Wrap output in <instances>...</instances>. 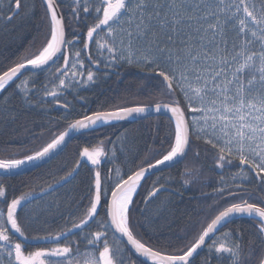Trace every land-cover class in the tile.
<instances>
[{"label":"snow or ice","instance_id":"6c2138e0","mask_svg":"<svg viewBox=\"0 0 264 264\" xmlns=\"http://www.w3.org/2000/svg\"><path fill=\"white\" fill-rule=\"evenodd\" d=\"M41 3L47 21L43 41L35 51L30 45L11 66L0 70V92L28 73L16 90L25 103H31L37 91L31 78L44 73L39 102L64 109L61 119L67 126L37 148L0 157V172L19 174L26 167H36L62 151L74 133H89L113 122L163 111L170 113L168 129L159 147L149 148L135 170L129 167L127 173L120 167L107 173L102 169L105 161L116 159L115 151L110 156L106 147L113 143L111 139L100 137L91 147L80 149L75 165L41 189L44 194L54 192L76 178L82 163L90 165L86 192L76 204L78 215L70 213L59 231L34 227L45 216L44 210L25 211L37 198L34 192L15 195L13 189L9 198L7 185L0 182V264H193L194 254L205 247L201 264L213 260L216 264H264V0H72L67 5L71 22L87 29L76 31L72 39L61 11L63 0ZM34 7V0L31 4L0 0V21L24 19ZM89 18L92 22L85 23ZM86 60L91 66H86ZM124 65L145 73L143 79L159 99L134 106L105 108L102 104L104 110L85 112L69 121L73 103L61 98L73 95L86 101L79 97V90L95 86L110 75L108 70ZM0 117L5 124L16 119L8 98L0 105ZM122 135V144L127 143V133ZM201 144L205 155L213 153L216 168L236 171L230 181L222 178L214 190L219 199L208 205L198 229L175 236L183 242L181 247H175L171 237L162 247H153L137 231L142 226L137 216L154 210L149 223L164 221L171 228V197L182 193L158 177L143 197L144 208H138L136 196L156 170L174 166L194 148L193 159H198ZM181 175L189 177L183 180L185 186L195 178L190 168ZM253 183L259 203L252 202L253 194L245 191V185ZM161 192H167L168 198L155 204ZM56 207L59 210L60 204ZM237 217L256 221L247 248L242 230L220 231ZM92 224L96 230L86 231ZM72 236L77 239H69ZM81 243H85L84 251ZM32 244L42 246L28 251Z\"/></svg>","mask_w":264,"mask_h":264},{"label":"trees","instance_id":"16d2710c","mask_svg":"<svg viewBox=\"0 0 264 264\" xmlns=\"http://www.w3.org/2000/svg\"><path fill=\"white\" fill-rule=\"evenodd\" d=\"M26 2L31 4L33 0H26ZM71 2L72 0H63L65 7L61 9L65 16L68 39H72L76 31L86 32L87 30L83 25L71 22V8L67 6ZM34 4L35 7L31 14L24 19L17 16L7 24L0 21V70H6L8 66H11L19 56L25 54V50L29 49L30 45L31 50L35 51L43 41L47 30V21L43 19L44 6L41 0H34ZM21 16H23V10L21 11ZM91 22V18H89L85 23ZM34 39L35 43L33 44ZM78 46L82 47V43ZM92 54L96 55L95 50H93ZM5 58H7V62L3 63ZM85 63L86 66H91L87 60ZM59 64H63L62 58ZM27 76L28 73H25L24 77L11 83L6 90L0 93V105H2L5 98H8L9 106L13 109L16 116L15 121L8 124L3 123V117H0V157H5L12 153H17L19 156L22 151L37 148L48 141L52 133L58 134L67 126V121L61 119L66 114L64 109L59 108L54 103L45 102L41 104L39 102L43 98L44 73H39L31 78L35 80L37 91L31 96V103H25L23 97L16 90V84ZM144 76L145 73H142L136 67L124 65L117 68L115 73L110 72L106 79L98 82L95 86L79 90V97L87 98L86 101L73 99V95L62 97V100L66 98L72 101L74 106V110L67 113L68 120L80 118L85 112L91 114V112L96 110H104L101 108L102 104L107 108L113 104L134 106L154 103L159 97L154 95L155 90L152 89L147 80L143 79ZM56 82L58 83V80ZM29 87H32L31 83ZM48 99L50 100L51 98ZM157 128L159 133L156 131ZM167 129L168 117L156 116L132 123L117 122L104 126L99 130L81 133L72 139L67 147L46 165L23 175L0 177V182L7 185L9 198L13 195V189H15V195L28 191L37 194L41 192L42 188H46L47 184L52 183L54 179H59L60 176L64 175L65 172L75 165L80 149L86 146L91 147L100 137L109 138L113 141V143L107 144L106 147L110 156L113 151L116 154L115 160H107L103 163V171L107 173L109 168L120 167L123 172L127 173L129 167L135 170V165L143 159L149 148L159 147L161 140L167 134ZM125 132L127 133L128 142L122 144V134ZM33 136L38 137V139L33 140ZM203 147L201 144L198 159H193V153L196 151L194 148L181 162L151 176L144 182L143 188L140 189L139 194L136 196L138 208H144L143 197L146 196L152 182L158 177L161 178L162 183L168 181L167 186L171 190L182 193V195L171 197L173 205L170 211L174 213V215L169 216V221H174L171 228H168L164 221H158L155 225L149 223V219L154 218V210L145 213L144 216H137V219L142 222V226L137 231L153 247H162L170 237L175 247H181L183 242L175 240V236H184L185 230L189 233L197 230L199 221L203 220L207 213L208 205L219 199L214 196V190L221 186L222 178L224 181L232 179L236 169L216 168L213 153L209 152L205 155ZM127 149H131V152H128ZM89 168V164L82 163L78 175L71 183L35 201L29 208H25V211L33 208L37 212L45 211V216L41 218L40 222L34 224V227L52 232L59 231L65 226L70 213L78 215L76 204L86 192ZM186 168L193 169L195 178L185 186L183 185V180L189 179V177L181 174L185 172ZM196 169H199L198 174L195 172ZM49 173H55V175H49ZM256 189L255 183L245 185V191L253 194L254 200L252 202L259 203V200L256 199L258 190L254 191ZM166 198H168V193L161 192L155 204H159L161 200ZM57 203L60 204L59 210L56 207ZM49 204H52L50 210L47 208ZM148 207L149 209H154V205H149ZM45 218L48 221L47 224L42 223ZM255 225L256 221L247 217H240L234 219L220 231L231 230L235 233L237 230H242L243 243L245 248H247L248 241L253 238V234L256 231ZM95 229V224H92L90 229H86V231H95ZM69 239L75 240L77 237L72 236ZM36 247L39 246H29L27 250H34ZM80 248L81 251H84L85 243H81ZM167 250L172 251L173 249L169 248ZM205 254L206 247L193 260V264H201ZM212 264H216V261L213 260Z\"/></svg>","mask_w":264,"mask_h":264},{"label":"water","instance_id":"95a60500","mask_svg":"<svg viewBox=\"0 0 264 264\" xmlns=\"http://www.w3.org/2000/svg\"><path fill=\"white\" fill-rule=\"evenodd\" d=\"M111 73H115V71H110ZM156 116H164V117H168L169 118V116H170V113H165V112H163V111H161L160 113H155V112H153V113H150L149 115H147L146 117H144V118H139V119H135V120H125V121H119V122H124V123H132V122H136V121H139V120H143V119H147V118H153V117H156ZM113 123H117V122H113ZM81 133H74L72 136H71V138H69L68 140H67V144H66V146H64L63 147V149H62V151L67 147V145L71 142V140L72 139H74V138H76L77 136H79ZM62 151H59L51 160H48V161H46V162H43V163H41V164H39L38 166H36V167H26L23 171H21L19 174H6V173H3V172H0V177H10V176H16V175H23V174H26V173H29V172H32V171H34V170H36V169H38V168H40V167H42V166H44V165H46L47 163H49L50 161H52L55 157H57ZM182 160H184V159H182ZM181 160V161H182ZM181 161H179V162H181ZM178 162V163H179ZM81 167V166H80ZM169 167H164V168H162V169H158V170H156L152 175H154V174H156L157 172H159V171H163V170H166V169H168ZM80 169V168H79ZM151 175V176H152ZM66 185V184H65ZM59 188H61V187H59ZM59 188H57V189H59ZM48 194H50V193H48ZM48 194H44V193H42V192H40V193H37V194H35V196L37 197L36 199H34L32 202H34V201H36V200H38V199H40V198H42V197H44V196H46V195H48ZM31 202V203H32ZM30 204V203H29ZM28 204V205H29ZM237 218H240V217H237ZM237 218H235V219H237ZM30 246H40V245H37V244H32V245H30ZM204 249V248H203ZM203 249H201V250H198V253L197 254H194V258H193V260L201 253V251L203 250ZM148 264H150V262H148Z\"/></svg>","mask_w":264,"mask_h":264},{"label":"flooded vegetation","instance_id":"af4514ba","mask_svg":"<svg viewBox=\"0 0 264 264\" xmlns=\"http://www.w3.org/2000/svg\"><path fill=\"white\" fill-rule=\"evenodd\" d=\"M104 215V211L103 210H101V212H100V216H103ZM99 218V217H98ZM96 230V229H95Z\"/></svg>","mask_w":264,"mask_h":264},{"label":"rangeland","instance_id":"374dc122","mask_svg":"<svg viewBox=\"0 0 264 264\" xmlns=\"http://www.w3.org/2000/svg\"><path fill=\"white\" fill-rule=\"evenodd\" d=\"M33 208V207H32ZM33 209H35V208H33ZM31 209H29L28 211H30Z\"/></svg>","mask_w":264,"mask_h":264},{"label":"bare ground","instance_id":"6f19581e","mask_svg":"<svg viewBox=\"0 0 264 264\" xmlns=\"http://www.w3.org/2000/svg\"><path fill=\"white\" fill-rule=\"evenodd\" d=\"M1 93V92H0ZM153 176V175H152ZM151 177V176H150Z\"/></svg>","mask_w":264,"mask_h":264}]
</instances>
